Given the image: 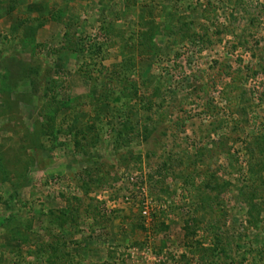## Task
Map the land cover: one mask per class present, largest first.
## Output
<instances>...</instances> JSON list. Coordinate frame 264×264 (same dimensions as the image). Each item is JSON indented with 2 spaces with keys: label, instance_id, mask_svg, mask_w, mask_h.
Instances as JSON below:
<instances>
[{
  "label": "rangeland",
  "instance_id": "1",
  "mask_svg": "<svg viewBox=\"0 0 264 264\" xmlns=\"http://www.w3.org/2000/svg\"><path fill=\"white\" fill-rule=\"evenodd\" d=\"M248 130L264 0H0V264H264Z\"/></svg>",
  "mask_w": 264,
  "mask_h": 264
},
{
  "label": "trees",
  "instance_id": "2",
  "mask_svg": "<svg viewBox=\"0 0 264 264\" xmlns=\"http://www.w3.org/2000/svg\"><path fill=\"white\" fill-rule=\"evenodd\" d=\"M68 37V33L66 34L65 38ZM230 68V67H229ZM229 73V72H228ZM137 89L135 88L134 90L131 89L129 91V93H127L126 97L127 100L125 101L124 105L121 107L117 108V111H114L113 114V118H123L122 122H121V127L118 129H116L115 131V136L116 137H126L127 136V132L125 131L126 129H134L132 128V124L129 121V113H128V108H129V104H128V100L131 99V97L136 93ZM239 97V101L241 104L244 103L245 101V91H241L238 94ZM110 100L112 98H109ZM107 99V100H109ZM100 101V99L98 100ZM240 109H238L237 114L240 118H242L243 116H246V111H244V107L241 106L239 107ZM149 109V107H145V109H143L144 111ZM116 113V115H115ZM217 128V127H215ZM147 130V128L145 129ZM216 129H213L212 131H215ZM125 132V133H124ZM210 133V132H209ZM247 136L249 137L250 141L247 143L246 145V151L251 155V157H253L252 155L254 154L253 148H260V152L264 151V133H251L250 130L247 131ZM203 151L199 152V158L201 157V154H203ZM204 162L203 159H201V163ZM252 163V161H251ZM250 161H249V165L247 167L248 170V181L247 184L245 185H241L240 187V191L242 194H245V199L243 202L247 203L248 202V217L249 219H255L258 215V211H259V206L258 204L255 202V198H257L259 196V188L261 186H264V179L262 180V170L264 169V158L260 159L257 163H258V170H255L254 167L251 165ZM207 169V168H206ZM206 169L203 170V174H202V178L200 181V184L198 185L196 191H200L201 193H203L202 197H199L201 203L199 207H204V203H208V197H204L205 194H207V191H211L213 190V186H211V183H214L215 180V176L213 173H209V172H205ZM209 170V169H208ZM201 171V169H200ZM246 181V180H245ZM260 181V182H257ZM244 188H246V190H244ZM210 207V206H209ZM198 209H196L197 211ZM257 213V214H254ZM216 241H218V239H216Z\"/></svg>",
  "mask_w": 264,
  "mask_h": 264
}]
</instances>
